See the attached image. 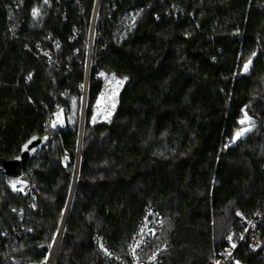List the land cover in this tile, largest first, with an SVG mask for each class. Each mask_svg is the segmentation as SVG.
Here are the masks:
<instances>
[{
	"label": "trees",
	"instance_id": "16d2710c",
	"mask_svg": "<svg viewBox=\"0 0 264 264\" xmlns=\"http://www.w3.org/2000/svg\"><path fill=\"white\" fill-rule=\"evenodd\" d=\"M96 4L0 0V155L49 133L33 192L0 174V264H52L63 234L53 264H107L97 238L127 257L150 207L157 264H207L264 205V0H100L88 71ZM257 230L241 264H264V210Z\"/></svg>",
	"mask_w": 264,
	"mask_h": 264
},
{
	"label": "built area",
	"instance_id": "2783aa9c",
	"mask_svg": "<svg viewBox=\"0 0 264 264\" xmlns=\"http://www.w3.org/2000/svg\"><path fill=\"white\" fill-rule=\"evenodd\" d=\"M99 5L100 0H97L96 10L94 12L86 46L87 68L88 62L92 57L95 23ZM15 8H17V4L15 5ZM42 54L47 56L45 53ZM82 91L84 95L87 93V85L82 86ZM59 118V113L52 116L49 123L50 128L52 127L54 120H59ZM46 137H49V133ZM7 179L11 191L17 195L26 194L35 190V188L31 187L26 181V173H23V175L18 178L7 177ZM29 205L33 206V203H30ZM263 210L264 205L262 209L254 213L249 220L244 219L242 214L237 212L236 216L243 226V229L239 233L231 232L226 239V245L222 249L218 250L215 257L210 259L207 264H241L236 258V253L241 246H246L250 252H257L261 250L263 248V241L261 239V233L257 230V225L261 219ZM162 227V216L155 208L150 207L144 213L135 234L132 237L131 243L128 247L127 257L113 254L105 246L102 238L96 239L98 250L108 260L107 264H157L160 256L166 252L167 245L161 243L153 249H149V247L156 238L157 234L162 230ZM47 262L48 260L44 261L42 264H47Z\"/></svg>",
	"mask_w": 264,
	"mask_h": 264
},
{
	"label": "water",
	"instance_id": "95a60500",
	"mask_svg": "<svg viewBox=\"0 0 264 264\" xmlns=\"http://www.w3.org/2000/svg\"><path fill=\"white\" fill-rule=\"evenodd\" d=\"M90 63H91V60L88 62V71L90 68ZM88 81H89V77L87 76V81H86L87 86H88ZM86 94L87 93H85V95H84L83 120H84V115H85ZM83 123L84 122H82V127H81V132H80V145H79L77 162H76V166H75V171H78V173H79V163H80V155H81V141H82V134H83ZM47 143H48L47 137H40L38 135H35V136L31 137L22 146L21 152L16 158H14L12 160H6V159L2 158V156L0 155V174L5 175L9 178H18V177L22 176L24 171H25V166H26L27 162L29 160H31L32 158H35L39 154V152H41V150L47 145ZM71 209H72V207H71ZM70 212H71V210H70ZM69 215H70V213L67 216L65 228L67 226ZM63 240H64V237L62 238L60 249H59L58 255L56 257V263L58 261V257L60 254V250L62 247Z\"/></svg>",
	"mask_w": 264,
	"mask_h": 264
},
{
	"label": "rangeland",
	"instance_id": "374dc122",
	"mask_svg": "<svg viewBox=\"0 0 264 264\" xmlns=\"http://www.w3.org/2000/svg\"><path fill=\"white\" fill-rule=\"evenodd\" d=\"M83 102H84V101H83ZM83 111H84V106H83V103H82V109H81L82 121H81V122H84V120H83ZM64 121H65V119H63V118H62V120L59 121V122H58V120H54V122L52 123V127H53V124H54V123H55V125H56L57 123H59V124L64 123ZM249 130H250V126L244 127V128L240 131V132H242V135H240L238 138L243 137V136H244ZM238 138H236V139H238ZM63 159H64V160H67L68 157L65 156ZM75 172H76V171H75ZM74 181H75V173H74V177H73V183H72V187H71L70 196L73 194L75 183H77V181H76V182H74ZM70 196H69V197H70ZM68 200H69V199H68ZM66 214H67V213H66ZM62 221H63V218H62ZM62 221H61V223H62ZM60 227H61V224H60V226H59V229H60ZM59 229H58V231H59ZM58 231H57V233H58ZM56 235H57V234H56ZM55 237H56V236H55ZM49 253H50V251H49ZM48 256H49V254H48ZM48 256H47V259H48ZM47 259H46L45 261H47Z\"/></svg>",
	"mask_w": 264,
	"mask_h": 264
},
{
	"label": "bare ground",
	"instance_id": "6f19581e",
	"mask_svg": "<svg viewBox=\"0 0 264 264\" xmlns=\"http://www.w3.org/2000/svg\"><path fill=\"white\" fill-rule=\"evenodd\" d=\"M77 172V173H76ZM75 173H76V177L78 178V171H76ZM76 186H77V183H75V185H74V191H73V194H72V197H71V200H70V197H69V200H70V203H69V200H68V203H69V207H68V210H67V214H66V220H67V216H68V214L70 213V210H71V207H72V204H73V201H74V195H75V191H76ZM72 202V203H71ZM68 203H67V206H68ZM71 205V206H70ZM67 206H66V208H67ZM70 208V209H69ZM65 211H66V209H65ZM65 211H64V216H63V219H64V217H65ZM66 225V224H65ZM66 229V228H65ZM61 235H62V232H61V234H60V237H61ZM63 237H64V234H63ZM60 239V238H59ZM59 239H58V241H59ZM58 246H59V244H57V247H56V250H55V253H54V257H53V260H52V264L54 263V260H55V257H56V253H57V250H58Z\"/></svg>",
	"mask_w": 264,
	"mask_h": 264
},
{
	"label": "snow or ice",
	"instance_id": "6c2138e0",
	"mask_svg": "<svg viewBox=\"0 0 264 264\" xmlns=\"http://www.w3.org/2000/svg\"><path fill=\"white\" fill-rule=\"evenodd\" d=\"M34 14H35V11H34ZM249 63H250V61H249ZM248 66H249V65H248L247 63L244 65V69H245V71H247ZM103 75H104V73H101V76H103ZM113 78H114V77H113ZM126 79H127V77H124L123 80H118L117 83H118V84H123L124 80H126ZM98 104H99V101H98ZM113 107H114V105H113ZM93 119L95 120V117H94ZM241 123L243 124L244 121H241ZM53 127H55V123L53 124ZM240 135H242V132H238V133L236 134V138H238Z\"/></svg>",
	"mask_w": 264,
	"mask_h": 264
}]
</instances>
